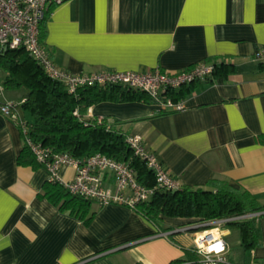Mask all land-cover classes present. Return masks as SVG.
<instances>
[{"label":"crops","instance_id":"crops-1","mask_svg":"<svg viewBox=\"0 0 264 264\" xmlns=\"http://www.w3.org/2000/svg\"><path fill=\"white\" fill-rule=\"evenodd\" d=\"M43 23L51 60L73 73L176 72L215 61L222 69L187 93L181 111L161 113L143 100L102 101L87 115L141 137L181 186L223 180L264 204V62L254 56L264 46V0H63ZM24 94L5 89L4 98ZM23 146L20 128L0 114V264L195 261L181 241L185 234L156 236L187 227L188 219L162 217L156 227L127 206L95 201L88 223L60 211L39 196L45 168L17 163ZM59 175L71 180L74 169L62 167ZM257 223L259 243L243 263L264 264V214ZM231 229L241 245L235 228L225 227L224 239Z\"/></svg>","mask_w":264,"mask_h":264},{"label":"trees","instance_id":"trees-1","mask_svg":"<svg viewBox=\"0 0 264 264\" xmlns=\"http://www.w3.org/2000/svg\"><path fill=\"white\" fill-rule=\"evenodd\" d=\"M220 69L222 67H215L212 76ZM0 71L5 74L1 79L5 89L25 90L21 107L23 112L31 117L26 121L33 141L49 148L51 153H67L78 160L100 153L113 160L125 162L133 170L140 184L155 186L152 171L134 155L126 142L127 135L117 127V123H110L104 117L87 115L89 108L102 101L143 100L152 103L146 94L121 86H86L70 93L63 83L49 78L22 48L6 49L0 53ZM199 83L202 82H193L167 92L168 96L174 102L183 101L187 93ZM17 163L41 166L35 161L25 143L17 156ZM39 196L83 223H88L93 216V213H90L92 200L70 194L57 181L47 179ZM134 211L158 227L162 217L184 218L201 224L214 219L264 212V204H260L246 190L232 187L223 180L211 179L205 188L180 186L176 190H165L156 187L150 199L137 203ZM260 215L227 224V227L239 231L241 246L244 249L253 248L259 243L260 229L257 219ZM201 229L203 228L197 230ZM167 230L169 228L165 229ZM186 251L192 259L194 256L190 249ZM183 263L184 261H179L175 264Z\"/></svg>","mask_w":264,"mask_h":264},{"label":"built area","instance_id":"built-area-1","mask_svg":"<svg viewBox=\"0 0 264 264\" xmlns=\"http://www.w3.org/2000/svg\"><path fill=\"white\" fill-rule=\"evenodd\" d=\"M62 1L0 0V53L6 49L22 48L49 78L63 83L70 93L86 86H121L146 94L152 104L159 108V112H175L184 109L183 101H172L167 92L212 78L216 67L215 61H202L176 72L154 68L145 72L101 70L73 73L56 66L41 42L40 31L49 8ZM254 56L264 62V46L257 49ZM4 93L5 87L0 80V114L15 122L20 128L24 143L35 161L47 171V179L59 182L70 194L95 201L99 205L113 203L134 210L137 203L150 199L156 187L176 190L181 186L158 156L144 146L139 136L127 135L126 142L134 155L138 156L146 168L152 171L155 179L154 187L140 184L127 163L113 160L100 153L82 160L75 159L67 153H51L49 148L32 140L29 135V124L17 109L18 103L6 100ZM65 166L74 169V177L68 181L63 180L59 175L60 169ZM106 176L108 181H112V187L105 185ZM257 215L231 216L187 226L197 229L205 228L193 230L190 251L195 261H186L183 264H259L255 259L246 263L230 261L229 247L224 239L225 228H223L228 222ZM187 227L159 231L156 236L167 238L173 233L187 231Z\"/></svg>","mask_w":264,"mask_h":264},{"label":"rangeland","instance_id":"rangeland-1","mask_svg":"<svg viewBox=\"0 0 264 264\" xmlns=\"http://www.w3.org/2000/svg\"><path fill=\"white\" fill-rule=\"evenodd\" d=\"M2 72L0 71V77L1 76ZM16 89H21V88H9L7 89L8 93L9 91H13V90H16ZM11 101H15L18 103V111L20 112L21 116L25 119V120H30L31 117L29 116L28 113L26 112H23L22 110V107L20 105L21 103V100L18 99V100H11ZM188 222L190 223H196L194 222V220H189ZM190 223H187V225L185 226H191ZM198 224V222H197ZM227 227V225H224L223 228ZM182 228V227H180ZM205 228V227H203ZM207 228V227H206ZM184 234L186 236H184ZM190 234V235H189ZM175 235L177 236H184L181 240L186 246L187 248H189L190 246H192V242H193V231H179L177 232ZM192 239V240H191ZM228 242V245H229V251H228V258L230 261L232 262H237V263H243L245 262V258L248 256L249 254V249H244L241 245H240V240H238L237 238V235H236V232L231 229V234L227 237V240Z\"/></svg>","mask_w":264,"mask_h":264},{"label":"water","instance_id":"water-1","mask_svg":"<svg viewBox=\"0 0 264 264\" xmlns=\"http://www.w3.org/2000/svg\"><path fill=\"white\" fill-rule=\"evenodd\" d=\"M264 214V212H261V215ZM196 227H187V231H193L196 230Z\"/></svg>","mask_w":264,"mask_h":264}]
</instances>
